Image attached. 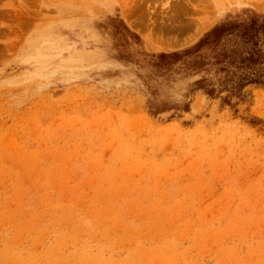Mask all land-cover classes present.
Listing matches in <instances>:
<instances>
[{"label":"rangeland","instance_id":"obj_1","mask_svg":"<svg viewBox=\"0 0 264 264\" xmlns=\"http://www.w3.org/2000/svg\"><path fill=\"white\" fill-rule=\"evenodd\" d=\"M244 9L264 0H0V264H264V88L168 118L142 83L146 53Z\"/></svg>","mask_w":264,"mask_h":264},{"label":"trees","instance_id":"obj_2","mask_svg":"<svg viewBox=\"0 0 264 264\" xmlns=\"http://www.w3.org/2000/svg\"><path fill=\"white\" fill-rule=\"evenodd\" d=\"M124 33L135 38L118 19L112 24V36L125 42ZM146 56L142 83L148 94L145 107L151 116L169 112L171 118L187 112L195 91L230 104L232 98L242 97L246 86L264 88V15L244 9L225 16L186 47ZM173 75L192 80L179 98L160 95L162 82H156L157 78L168 82Z\"/></svg>","mask_w":264,"mask_h":264}]
</instances>
